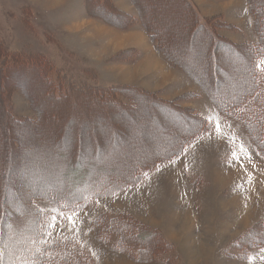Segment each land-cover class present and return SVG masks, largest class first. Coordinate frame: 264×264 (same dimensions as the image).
Returning a JSON list of instances; mask_svg holds the SVG:
<instances>
[{"label": "rangeland", "instance_id": "374dc122", "mask_svg": "<svg viewBox=\"0 0 264 264\" xmlns=\"http://www.w3.org/2000/svg\"><path fill=\"white\" fill-rule=\"evenodd\" d=\"M84 1L0 0V41L10 51L44 54L72 82L102 87L135 86L158 99L176 101L175 104L186 108L185 112H202L204 115H200L206 120L210 118L214 128L208 132L211 135L206 141L200 144L192 141L178 156L156 162L141 179L115 195L88 198L71 208L57 207L48 200H35L34 204L43 210L46 241L67 244L92 264H264V157L252 144L242 124L217 112L201 88L162 57L138 19L130 27H119L115 22L121 20V14L115 18L102 11L101 16L106 20L91 16L86 12ZM119 1L122 0H112L118 10L138 18L131 0L133 14L120 8L116 3ZM179 1L139 0L148 13V22L155 23L167 44L165 47L171 48L170 53L175 56L184 50V42L193 39V35L184 31L186 12L180 9ZM191 1L201 18L219 17L229 23L228 28L219 32L231 41L256 39L246 0ZM194 50L183 53L185 60L194 52L196 56L192 61H197L196 65L200 61L204 63L206 51L201 46ZM218 57L223 72L235 71L237 76L239 65L230 67V57L220 54ZM262 62L264 59L261 61L264 69ZM221 75L219 72L218 76ZM17 80L23 89H31L30 93L41 91V84L32 71ZM6 104L17 118L34 116L28 99L18 90L8 95ZM64 106L68 107L65 112L55 107L50 98L44 99L42 109L49 108L44 117L52 122L46 129L33 127L29 130L31 134L26 132L24 138L19 139L21 147L30 155L21 157L25 168L35 165L36 159L51 156L53 151H43V148L50 144L47 138L58 133L59 140L64 137L59 141L61 149L79 148L87 155L100 156L101 160L103 153H109L114 157L108 160V165L121 162V167L115 171L128 174L137 162L155 161V155L176 146L177 138L191 126L176 120L167 109L161 106H151V109L147 103L136 110L135 119L130 117L132 113L128 114L130 119L122 115L106 117L110 123L105 129L99 127L101 121H90L100 108L70 101ZM109 128L125 136L116 137ZM108 134L115 150H103L101 154L91 143L106 140ZM20 170L12 172L10 180L24 177ZM58 172L55 173L58 175ZM53 176L47 173L43 179L56 189L63 188L58 177L53 179ZM103 177L102 174L99 179ZM32 186L38 185L28 180L25 186L16 188V193L20 191V197H24L25 189ZM103 214L131 217L148 229H154L162 240L150 237L151 245L147 247L133 235L126 238L125 251L113 249L112 238L110 242L98 239L93 226ZM53 216L56 217L54 222ZM69 216L73 218L71 221ZM48 224L52 227L47 228ZM113 235L119 238L118 233ZM143 247L147 248L144 252Z\"/></svg>", "mask_w": 264, "mask_h": 264}, {"label": "trees", "instance_id": "16d2710c", "mask_svg": "<svg viewBox=\"0 0 264 264\" xmlns=\"http://www.w3.org/2000/svg\"><path fill=\"white\" fill-rule=\"evenodd\" d=\"M131 1L137 9L138 18L118 10L112 0H85L84 4L87 14L103 20L106 18L101 16L102 11L115 18L117 14H121V20L115 19L121 22H115V25L119 27H130L138 19L140 26L155 43V48L162 57L195 82L222 116L240 122L252 144L264 157V69L262 66L256 67L257 64L261 65L264 59L263 1L246 0L247 9L253 18L252 26L256 39L233 42L219 32L220 29L228 28L229 23L221 21L219 17L201 18L197 7L191 0H180V9L186 12L184 13L186 18L184 31L193 35L192 41L184 42V50L179 52L180 57L177 54L172 55L171 48L165 47L167 44H164L161 39L155 23L148 22V13L142 8L139 0ZM196 44L206 51L204 63L197 65L195 64L197 61H194L196 56L194 52L188 59L186 58L187 60L183 56L185 51H195L194 48L198 47L195 46ZM218 54L231 58L230 67L239 65V68H235L237 76H235V71L223 72ZM206 66L208 68L202 72ZM28 71L34 72L37 77L36 81L41 84L39 94L30 93L31 89H23L17 80L19 76H23ZM219 72L221 76H218ZM134 87L122 85L102 87L82 84L79 81L72 82L62 70L54 67L44 54L10 51L0 41V264H92L69 245L59 241L50 244L46 241L43 232L44 216L34 204L35 200H48L57 207L71 208L83 204L88 198L115 195L141 179L156 162L161 163L178 156L192 141L213 130V123L195 110L185 112L186 108L175 104L176 101L158 99ZM13 90H18L26 96L34 113L33 117L17 118L11 114L6 98ZM47 97L54 102L55 107H59L63 112L65 108H68L64 105L69 101L71 104L81 102L87 106L100 108L101 110H98L93 120L90 118V121H101L98 125L105 129L110 123L105 120L106 116L122 115L127 118L128 114L132 113L133 116L130 117H134L138 115L136 110L141 107V104L146 105L147 103L149 108L161 106L163 110L167 109L176 120L191 126H188L189 130L177 138L176 146L171 149L166 148L160 154L155 155V161L137 162L128 174L115 171L116 168L121 167V162L108 165V160L114 157L109 153H103L104 159L101 160L100 156L95 158L91 154L87 155V152L79 148L78 150L76 148L61 149L59 141L64 137L59 140L58 133L47 138L46 141L50 144L43 148V151H53L51 156L36 159L35 165L25 168L21 157L28 156L29 153L21 147L19 139L24 138V134L33 127L35 130H41L51 125L52 119L44 117L49 108L42 109L44 99ZM83 127L87 128L86 125ZM111 130L119 138L124 136L122 132L118 133L114 128ZM108 137L109 135L105 137L107 140L100 143L96 141L91 143L97 152L115 150L111 147L112 142L108 140ZM18 169H21L20 172L24 177L10 180L12 172ZM56 170H59L58 175L55 173ZM47 173H51V178L54 174L53 179L55 176L58 177L63 188L56 189L47 185L46 183L50 182L46 178L43 179L44 174ZM102 174L104 177L99 179ZM28 180L34 181L38 186L25 189L24 197H20L22 194L18 191V195L16 188L25 186ZM77 194L80 196L77 197ZM93 226L97 230L98 239L110 242L112 238V248L117 250L125 251L128 241L126 238H131L133 235L144 241L143 244H147V247L151 245V241H148L150 237H158L162 240L154 229H148L146 225L137 223L135 219L124 215H100ZM114 233H118L119 238L114 237ZM146 250L147 248L143 247L142 252Z\"/></svg>", "mask_w": 264, "mask_h": 264}, {"label": "crops", "instance_id": "0c3cea01", "mask_svg": "<svg viewBox=\"0 0 264 264\" xmlns=\"http://www.w3.org/2000/svg\"><path fill=\"white\" fill-rule=\"evenodd\" d=\"M117 4L119 3V6H120V8H122L123 10H125V11H128V12H130L131 14H133L134 13V8H133V10H131L130 9V5L129 4H131L130 3V1L129 0H122V1H119V2H116ZM133 12V13H132ZM216 110V109H215ZM217 111V110H216ZM218 112V111H217ZM200 114H202V115H204L202 112H200ZM217 114V116H219L218 115V113H216ZM207 117V116H206ZM208 118V117H207ZM220 118V117H219ZM208 120H210V118H208ZM211 121V120H210ZM209 135H211V133H207L206 135H204L203 137H201L200 139H198V140H196L193 144H200L201 142H203V141H206L207 139H208V136ZM223 135V137H225L226 135L223 133L222 134ZM222 135H220V136H222Z\"/></svg>", "mask_w": 264, "mask_h": 264}, {"label": "bare ground", "instance_id": "6f19581e", "mask_svg": "<svg viewBox=\"0 0 264 264\" xmlns=\"http://www.w3.org/2000/svg\"><path fill=\"white\" fill-rule=\"evenodd\" d=\"M107 6V5H106ZM200 63H201V61H200ZM202 64V63H201ZM201 68H203V67H201ZM22 79V78H21ZM22 84V83H21ZM83 108V107H82ZM152 109V108H151ZM125 111V110H124ZM95 114V113H94ZM107 114V113H106ZM149 114V113H148ZM82 116V115H81ZM136 116V115H135ZM131 117V118H136V117ZM80 117V116H79ZM107 117V116H106ZM123 117V116H122ZM187 117V116H186ZM108 118V117H107ZM126 118V117H125ZM127 119H130V118H127ZM158 119V118H157ZM96 120V119H95ZM133 121V120H132ZM129 122V121H128ZM142 122V121H141ZM178 123V122H177ZM92 124V123H91ZM176 124V123H175ZM182 124V123H181ZM83 126V125H82ZM96 128V127H95ZM159 128V127H158ZM31 129V128H30ZM98 129V128H97ZM110 129V128H109ZM175 129V128H174ZM32 130V129H31ZM81 130H84V129H81ZM111 130V129H110ZM112 131V130H111ZM113 132V131H112ZM142 132V131H141ZM157 132V131H156ZM123 133V132H122ZM150 133V132H149ZM159 133V132H158ZM157 133V134H158ZM89 134V133H88ZM129 134V133H128ZM153 134H155V133H153ZM109 135V134H108ZM116 135V134H115ZM124 136H125V133L123 134ZM170 135V134H169ZM105 136V135H104ZM114 136V135H113ZM86 137V136H85ZM117 137V136H116ZM127 137V136H126ZM160 137V136H159ZM57 138V137H56ZM66 138V137H65ZM176 138V137H175ZM27 139V138H26ZM29 139V138H28ZM105 139V138H104ZM103 139V140H104ZM152 139V138H151ZM107 140V139H106ZM134 140V139H133ZM159 140H161V139H159ZM23 141H24V139H23ZM141 141V140H140ZM158 141V140H157ZM142 142V141H141ZM148 142V141H147ZM99 143H100V141H99ZM154 143V142H153ZM89 144V143H88ZM118 144V143H117ZM81 145V144H80ZM137 145V144H136ZM33 146V145H32ZM31 146V147H32ZM94 146V145H93ZM106 146V145H105ZM111 146V145H110ZM123 146V145H122ZM154 147V146H153ZM135 148V147H134ZM24 149V148H23ZM105 149H107V148H105ZM109 149H110V147H109ZM145 149V148H144ZM27 150V149H26ZM130 150V149H129ZM152 150V149H151ZM126 151V150H125ZM146 151V150H145ZM26 152V151H25ZM130 152V151H129ZM149 152V151H148ZM29 153V152H28ZM102 153V152H101ZM131 153V152H130ZM133 155H134V153H133ZM147 155V154H146ZM92 156V155H91ZM119 156H121V155H119ZM149 156V155H148ZM146 158V157H145ZM141 159V158H140ZM53 160V159H52ZM79 161V160H78ZM40 164V163H39ZM60 166V165H59ZM114 166V165H113ZM56 167V166H55ZM60 177V176H59ZM39 180V179H38ZM47 185H48V183H47Z\"/></svg>", "mask_w": 264, "mask_h": 264}, {"label": "snow or ice", "instance_id": "6c2138e0", "mask_svg": "<svg viewBox=\"0 0 264 264\" xmlns=\"http://www.w3.org/2000/svg\"><path fill=\"white\" fill-rule=\"evenodd\" d=\"M262 63H264V62H262ZM256 67H257V68H260L261 65H260V64H257ZM217 128L219 129V125H217ZM41 211H43V210H41ZM55 219H56V217L53 216V217H52V221L54 222ZM68 219H69V221H71L73 218H72L71 216H69ZM46 227H47V228H51V227H52V224H48ZM46 234H47V233H46Z\"/></svg>", "mask_w": 264, "mask_h": 264}]
</instances>
